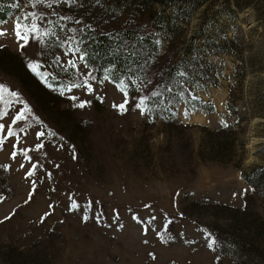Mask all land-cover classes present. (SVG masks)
Here are the masks:
<instances>
[{"label":"rangeland","instance_id":"374dc122","mask_svg":"<svg viewBox=\"0 0 264 264\" xmlns=\"http://www.w3.org/2000/svg\"><path fill=\"white\" fill-rule=\"evenodd\" d=\"M200 1L215 3L217 9L221 0ZM15 2L20 6L11 5L12 13L0 20V31L6 33L0 36V85L5 86L0 90V112L6 113L0 123L7 128L10 116L23 106L12 91L32 112L12 125L16 135L0 148V264H264V179L248 181L252 167L264 164V118L253 116L247 122L246 153L240 164L239 156L227 162L205 157L199 149L204 148L208 128L225 122V79L218 87L206 85L193 92L203 106L213 104L211 111L204 107L185 114L181 102L175 121L188 127L174 126L170 134L162 120L154 122L149 112L141 114L135 107L141 96H149L150 87L128 95L124 112L113 107L124 101V93L111 79L103 84V77L89 79L92 93L86 86L68 91L67 86L90 71L79 54V74L73 68L64 72L61 66L73 58L70 52L64 55L67 44L53 51L49 39L54 35L35 33H28L25 43L15 37V25L28 11L43 12L54 22L56 16H67L65 8L70 6L49 9L33 7L27 0ZM197 16L187 35L196 29ZM231 24L240 25L244 35L246 95L252 90L263 94L264 0H248L232 19L221 14L218 28L231 31ZM41 28H54L55 36L63 34L65 41L72 36L70 25L60 31L44 22ZM21 34L25 35L23 29ZM252 54L261 60L258 65L251 66ZM57 56L60 61L53 63ZM29 62L40 65L36 72L27 67ZM232 70V58H227L221 74ZM44 73L49 74L48 83L42 79ZM52 75L61 84L50 82ZM81 100L91 103L74 107ZM49 130L56 135H47ZM40 131L45 136L37 139ZM41 142L44 146L37 150ZM20 148L29 149L33 159H25ZM33 163L35 174L28 176ZM246 192L250 193L244 198ZM70 196L79 208L70 209Z\"/></svg>","mask_w":264,"mask_h":264},{"label":"trees","instance_id":"16d2710c","mask_svg":"<svg viewBox=\"0 0 264 264\" xmlns=\"http://www.w3.org/2000/svg\"><path fill=\"white\" fill-rule=\"evenodd\" d=\"M15 1L0 0V20L7 19L12 13L14 9L11 5ZM247 1L221 0L220 7L216 9L215 3L205 5L200 0H99L98 3L83 0V6L65 8L67 16L73 19L60 20V24L77 29L72 36L75 43L84 41L81 47L88 50V68L96 79L103 77L106 69H111L110 79L118 85L123 79L128 95L148 87L151 92L162 93L161 96L151 97L150 92V99L145 105L152 109L149 113L154 122L156 118L162 120L170 134L174 126L188 125L175 121V108L184 102L186 113L204 107L211 111L213 104L203 106L200 98L191 100L189 94L195 96L193 92L204 89L206 85L218 87L225 79L228 85L223 117L227 126L222 124L215 129L208 128L207 140L199 152L205 157L225 162L239 156L240 164L246 153L247 122L253 116L264 118V93L252 90L251 96L246 95L245 42L241 26L231 24V31L218 26L221 14L235 18ZM200 7H203L202 10ZM198 8L200 12L194 14ZM196 15V29L187 35V28ZM59 17L56 16L54 22ZM77 20L80 23H76ZM62 37L63 34H60L61 40ZM49 42H52L53 51L59 49L57 36H52ZM133 52L134 55H131ZM227 58H232L233 70L224 75L221 74V67L226 65ZM260 61L256 54L250 56L251 66L258 65ZM130 68L132 71H129ZM133 80L139 91L132 85ZM49 81L61 84L58 77L55 80L49 78ZM169 88L171 91H167ZM181 91L185 93L184 98L176 95ZM173 97L175 102L169 103ZM229 117L234 119L228 120ZM249 176L250 182L262 181L264 164L254 165ZM249 193L246 192L244 198ZM7 261L14 263L11 259Z\"/></svg>","mask_w":264,"mask_h":264},{"label":"snow or ice","instance_id":"6c2138e0","mask_svg":"<svg viewBox=\"0 0 264 264\" xmlns=\"http://www.w3.org/2000/svg\"><path fill=\"white\" fill-rule=\"evenodd\" d=\"M88 3H92V2H96L98 3L99 0H87ZM28 4H31L33 7H37V6H44L46 5L47 8L52 9L54 5H60L61 7L65 6V5H69L72 8H76V7H80L83 6V0H27ZM20 5L14 4L13 7H19ZM56 13L53 12V15H55ZM31 20L30 25L28 24H24L25 20ZM73 17L71 16H60L58 20H56L55 22L51 21V20H46V14L41 12V13H36V12H32V11H28L26 13L23 14L22 18H17V23L15 25V37L17 39H24L25 43H27V34L28 33H35L37 35V37L40 36H48V35H57L56 31L53 29H43L41 28V23H48V24H55L57 27H59L60 31H64V25L60 24V20H72ZM41 22V23H38ZM76 23H80L79 20L75 21ZM0 23H3V21H0ZM90 27V26H89ZM23 29L25 35L22 36L21 34V30ZM71 32H76L77 29H68ZM80 31H83V29H81ZM6 33L4 31H0V36H4ZM57 40L59 42V45L61 47H64L65 44L68 45L67 50L65 51L64 55H68V53H72L73 58L69 59L67 61V64L64 66H61V70L64 72H67L69 68H73V69H77V62H76V54H79V60L81 62H84V67L87 68L88 62H87V57L89 56L88 50L86 48H82L81 45L84 43L83 40H80L79 42H76V46L72 47V42L75 41V37L74 36H69L67 38V40H61L58 36H57ZM43 42V41H41ZM21 47L23 48L24 45H21ZM131 55H134V52L131 53ZM60 61V57L57 56L56 59L53 61V63H58ZM40 65H38L35 62H29L27 64V67L33 71L36 72V69L39 67ZM129 71H132L131 68L129 69ZM111 69H106L103 78L100 80V83L103 84L104 80H108L111 77ZM77 74H79V70L77 69ZM37 75H41L40 73H37ZM48 73H44L42 76V79H44V81L46 83H48L47 81V77H48ZM181 76L184 75V73H180ZM56 76L52 75V80H55ZM89 79L95 80L96 77L92 74L91 71H89L88 75L82 80H77L75 82H72L69 86H67V90L71 91L72 88H80V87H85L87 88V91L89 93H92L94 91L93 85L91 83H89ZM130 79V78H129ZM132 85H135L137 90L139 91V86L136 85V81H131ZM150 83V81H149ZM49 87H51V83L48 84ZM118 88L120 89V91H122L124 93V101L120 104H113V107L118 108L121 112H124L127 110L126 106L129 104V96H128V87L125 84L124 80L121 79L120 80V84L117 85ZM5 88L4 85H0V90H3ZM167 91H171V89H167ZM11 96L13 98H16L20 104H22L23 106L17 110L14 114V116H10L11 118V124L7 125V128L5 126V124L0 123V134H3L6 131V135H3L2 137H0V148H2L4 146V142L5 140L8 139V137H13L16 135V133L13 131L12 125H16L17 122L20 121H24L26 119L25 113H31L32 109L30 108L29 104L27 101H25L23 99L22 96H20V94L18 92L12 91ZM61 94L63 95V90L61 91ZM162 93L158 92V91H153L151 92V97H157V96H161ZM177 96H179L180 98H184L185 97V93L184 91H181L179 93L176 94ZM190 95V99L191 100H195L198 99V97L195 96H191ZM99 98V97H98ZM70 99L72 100H77L78 97L76 96H72L70 97ZM150 99V96H141L138 100V102L135 103V107L141 110V114H144L145 112H151V108L146 107L145 102L147 100ZM175 102V97L171 98L169 100V103H173ZM91 101L88 100H81L79 102V104L74 105V107H79V108H84L86 107L88 104H90ZM187 114V113H185ZM4 115H6V113L4 112H0V117H3ZM34 119L39 123L42 124V121H40L39 117H34ZM222 123L224 124V126H227V124L222 121ZM46 127V125L44 126ZM20 131H24V129H20ZM47 135L49 136H55L56 133L52 130H49ZM45 136V132L44 131H40L36 133V137L37 139L44 137ZM17 144H19V140H17ZM44 145L43 143H39L36 145V149L39 150L40 148H42ZM13 149H15L17 147L16 144H14ZM19 151L21 153L24 154L25 159L31 161L33 158L31 156H28V151H30L29 149H24V148H20ZM11 156L15 159L17 156V151H12ZM21 167H24L23 164H21ZM37 165L35 163H33L31 165V168L27 171V175L28 176H32L35 174V169H36ZM49 177L51 176V173H48ZM33 190H35V181L33 182ZM32 197V193H29V199H31ZM69 199L71 200V204H70V209L71 210H75L77 208L80 207V205L71 198V196L69 197ZM25 203H27V201H25ZM51 207V205H50ZM91 207V201L88 202L87 208ZM147 207V206H146ZM45 215H49L48 213H46ZM9 217H5V219H8ZM85 219H87V215H85L84 217ZM134 219H138V217H134ZM154 219V218H153ZM43 220V218H42ZM211 246V245H210Z\"/></svg>","mask_w":264,"mask_h":264}]
</instances>
